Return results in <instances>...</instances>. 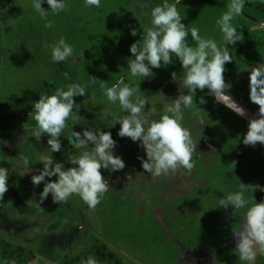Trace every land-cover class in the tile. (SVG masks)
<instances>
[{"label": "rangeland", "instance_id": "rangeland-1", "mask_svg": "<svg viewBox=\"0 0 264 264\" xmlns=\"http://www.w3.org/2000/svg\"><path fill=\"white\" fill-rule=\"evenodd\" d=\"M228 2L183 0L178 8L185 25L196 26L201 35L219 41L215 22ZM67 3L66 11L49 15L53 27L46 28L31 0H0V165L11 173L0 205V261L83 264L92 256L98 264H107L99 256L104 252L111 264H240L232 234L239 217L232 216L231 207L226 211L216 205L241 182L253 190L259 185L253 196L258 203L264 201V144L243 143L250 121L216 104L208 89H198V104L194 99L193 107L184 110V124L198 144L194 168L153 178L142 169L138 157H147L138 142L118 136L120 124L115 116L121 115L119 107L111 105L100 88L101 82L111 85L126 75L130 46L141 38L139 34L133 37L131 28L142 32L140 23L148 24L149 18L143 16L137 0H102V9L86 7L84 0ZM42 6L50 10L46 2ZM263 9L260 0H250L244 15L235 18L244 40L229 45L235 50L224 73L226 83L231 84L225 91L256 118L259 105L250 100V71L246 69L264 63V28L259 27L264 22ZM134 14H139L140 21ZM61 36L78 55L76 62L72 58L67 63L51 61V50L44 45ZM173 71L182 73L178 59L154 69L153 77L134 78L135 84L140 83V94L147 95L156 108L151 119L159 118L165 100L179 95ZM69 76L89 85V94L75 98L81 108L68 121L61 151L51 153L47 135L36 142L30 134L36 126L33 105L41 94L66 87ZM90 77L97 78L95 84ZM160 92L168 97H161ZM201 96L206 103H199ZM107 111L112 115L105 116ZM90 126L112 133L125 169L101 170L111 187L95 209L75 195L67 203H54L51 194L41 201L44 182L38 187L32 183V175L43 169L39 155H51L71 167L68 158L85 149H75L67 137ZM25 157L30 166L24 165ZM18 199L17 207L14 201ZM256 264H264V256L258 255Z\"/></svg>", "mask_w": 264, "mask_h": 264}, {"label": "clouds", "instance_id": "clouds-1", "mask_svg": "<svg viewBox=\"0 0 264 264\" xmlns=\"http://www.w3.org/2000/svg\"><path fill=\"white\" fill-rule=\"evenodd\" d=\"M45 2L50 10L42 6ZM249 2L250 0H229L226 10L215 22L220 33L218 41L214 37L201 35L196 26L185 25V16H182L178 8L183 0H163L161 4H153L152 0H137L143 16L149 18V23H140L142 32L136 27L131 28V35L135 37L139 34L141 38L130 46L132 56L127 60L126 75L111 85L101 82L100 88L107 101L119 107L121 115L115 116L120 124L118 136L138 142L147 157H138L142 169L153 178L167 177L179 169L190 172L194 168L193 154L198 144L184 124V110L193 107L194 99L197 103L198 89H208L217 101L224 102L238 115H245V110L235 102H230L231 97L225 94L231 84L226 83L224 73L225 65L233 60L235 50L230 49L229 45L235 46L237 42L244 40V34L234 20L244 15ZM260 2L264 3V0ZM84 3L89 8L103 7L102 0H84ZM31 6L45 21V27L52 28L49 15H59L66 11L68 3L67 0H31ZM149 8L150 11L147 10ZM134 15L139 20V14ZM259 27L264 28V22ZM44 47L50 48L53 63H67L69 58L76 62L78 55L63 36ZM175 59L182 65L181 74L178 75L176 71L171 73L172 81L179 85V95L165 100L159 118L151 119L156 108L151 106L147 95L140 94V83L135 84L134 78L142 81L153 77L154 69L167 67ZM246 70L250 71V100L259 105V112L258 118L249 122L243 143L255 146L258 142L264 144V63L249 65ZM68 79L71 82L66 87L57 88L51 94H41L33 105L32 118L36 126L30 134L36 142L47 135V150L51 153L61 151V137L68 121L75 119V113L81 108L75 98L89 94V85L70 76ZM96 79L90 77V83L95 84ZM159 95L168 97L163 92ZM199 103H206L203 96ZM103 114L112 115L110 111ZM67 138L75 149L85 150L78 156L68 158L71 167H65L64 163L53 159L51 155H39L38 162L43 164V169L39 174L32 175V183L38 187L44 182L40 193L41 201L51 194L54 203H67L75 195L90 209H95L111 187L101 170L122 171L126 167L125 160L116 153L117 141L110 131L90 126L84 128L83 132H72ZM88 145H92L91 150H87ZM23 163L30 166L29 158L25 157ZM10 175L9 168L0 165V205L8 191ZM52 177L56 179H46ZM258 187L260 186L257 185L253 190L251 185L241 182L235 190L219 199L216 205V208L226 211L231 207L232 216L239 217L233 225L232 234L237 241L233 251L240 264H256L258 255L264 256V201L258 203L253 196ZM0 264L9 262L0 261ZM83 264H98V261L89 256Z\"/></svg>", "mask_w": 264, "mask_h": 264}, {"label": "water", "instance_id": "water-1", "mask_svg": "<svg viewBox=\"0 0 264 264\" xmlns=\"http://www.w3.org/2000/svg\"><path fill=\"white\" fill-rule=\"evenodd\" d=\"M225 94L229 95L231 97L230 102H235L238 107H242L245 110V115L242 117L245 118L248 121H251L252 119H255L256 117L253 115V113L247 109L242 103H240L235 97H233L230 93L225 91ZM221 105L224 107L229 108L224 102L220 101ZM231 109V108H230ZM232 110V109H231ZM234 111V110H233ZM235 112V111H234ZM236 113V112H235ZM241 116V115H240Z\"/></svg>", "mask_w": 264, "mask_h": 264}, {"label": "trees", "instance_id": "trees-1", "mask_svg": "<svg viewBox=\"0 0 264 264\" xmlns=\"http://www.w3.org/2000/svg\"><path fill=\"white\" fill-rule=\"evenodd\" d=\"M263 11H264V9H263ZM213 99H214V101H215L216 104H218L219 106H222L221 105V102L220 101H217V99L214 96H213ZM6 195L7 194L5 193L4 196L6 197ZM19 201H20V199H18L17 202L14 201L15 206L18 207V204L20 203ZM99 256H100V258H101L102 261L106 262L107 264H111L110 258L108 256L106 257V255L104 254V252H99ZM110 257H114V254H110ZM116 261H118V260H116ZM71 263L72 262H67V264H71ZM117 263L119 264L120 262H117Z\"/></svg>", "mask_w": 264, "mask_h": 264}, {"label": "flooded vegetation", "instance_id": "flooded-vegetation-1", "mask_svg": "<svg viewBox=\"0 0 264 264\" xmlns=\"http://www.w3.org/2000/svg\"><path fill=\"white\" fill-rule=\"evenodd\" d=\"M116 178H117V180H122V177L121 176H118Z\"/></svg>", "mask_w": 264, "mask_h": 264}]
</instances>
